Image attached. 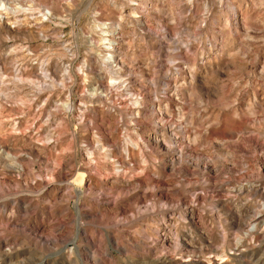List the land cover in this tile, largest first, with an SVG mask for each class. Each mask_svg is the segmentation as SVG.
Here are the masks:
<instances>
[{"label": "rangeland", "instance_id": "obj_1", "mask_svg": "<svg viewBox=\"0 0 264 264\" xmlns=\"http://www.w3.org/2000/svg\"><path fill=\"white\" fill-rule=\"evenodd\" d=\"M6 1L0 264H264V0Z\"/></svg>", "mask_w": 264, "mask_h": 264}, {"label": "bare ground", "instance_id": "obj_2", "mask_svg": "<svg viewBox=\"0 0 264 264\" xmlns=\"http://www.w3.org/2000/svg\"><path fill=\"white\" fill-rule=\"evenodd\" d=\"M5 2H7L6 0H0V3H3V4H5ZM2 4V5H3ZM13 14V13H12ZM105 41H107V40H105ZM109 46H110V51L112 52V48H111V44H109ZM117 51V50H116ZM111 52H109V54H108V56L109 57H107L106 59H104V61L108 64L107 66H109V68H111L110 69V71H111V76H112V78L111 79H109V81H111L110 83H112V84H114L115 82H116V80H118V79H122V77H123V74H124V72L123 71H121L120 70V73H118L117 74V70L118 69H114V70H112V67H114V68H116L117 66H116V59H115V57L113 56V54L111 53ZM121 67V66H120ZM115 76H117V78H115ZM138 103V102H137ZM70 110H71V108L70 107H68L67 108V111L68 112H70ZM73 187H75L76 188V186L74 185ZM77 187H79V186H77ZM75 192H76V194H77V197L79 196V194H80V192H79V190L78 189H76L75 190ZM251 215V214H250ZM260 217V216H259ZM258 217V218H259ZM257 222V221H256ZM263 223V222H262ZM199 225V224H198ZM252 225V224H251ZM248 226V225H247ZM253 226V225H252ZM259 227V226H258ZM252 228V227H251ZM257 231V230H256ZM250 232V231H249ZM255 232V231H254ZM78 256V255H77ZM77 264H88V263H86V262H83L81 259H79V257H78V260H77V262H76Z\"/></svg>", "mask_w": 264, "mask_h": 264}]
</instances>
